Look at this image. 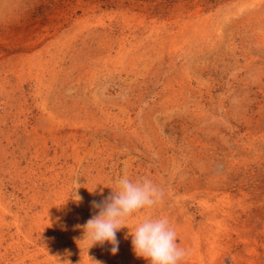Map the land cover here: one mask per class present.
<instances>
[{
	"label": "rangeland",
	"instance_id": "374dc122",
	"mask_svg": "<svg viewBox=\"0 0 264 264\" xmlns=\"http://www.w3.org/2000/svg\"><path fill=\"white\" fill-rule=\"evenodd\" d=\"M124 176L163 200L89 249ZM145 217L181 264H264V0H0V264H148Z\"/></svg>",
	"mask_w": 264,
	"mask_h": 264
},
{
	"label": "clouds",
	"instance_id": "9594fccd",
	"mask_svg": "<svg viewBox=\"0 0 264 264\" xmlns=\"http://www.w3.org/2000/svg\"><path fill=\"white\" fill-rule=\"evenodd\" d=\"M110 189L111 192L103 200L92 201V208L98 210V214L93 215L84 225L76 227L84 233L78 241H88L89 249L108 243L112 246L111 254L115 255L119 249L117 232L126 228L127 218L162 202L164 193L146 177L133 181L124 176L117 181L115 189ZM88 191L94 193L96 188ZM82 199L76 192L74 201L81 202ZM127 235L131 236L134 254L148 264H181L188 254L186 249L178 245L177 233L167 217H145ZM92 260L94 264H103L102 261ZM66 264L71 262L67 259Z\"/></svg>",
	"mask_w": 264,
	"mask_h": 264
}]
</instances>
